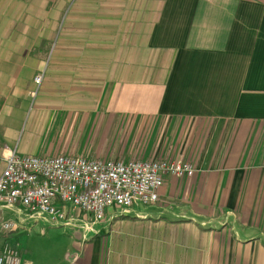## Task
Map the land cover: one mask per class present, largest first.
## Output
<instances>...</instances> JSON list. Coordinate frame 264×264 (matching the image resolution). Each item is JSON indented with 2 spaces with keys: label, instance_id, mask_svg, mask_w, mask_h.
Here are the masks:
<instances>
[{
  "label": "crops",
  "instance_id": "1",
  "mask_svg": "<svg viewBox=\"0 0 264 264\" xmlns=\"http://www.w3.org/2000/svg\"><path fill=\"white\" fill-rule=\"evenodd\" d=\"M60 36L45 63L6 57L0 31V155L62 136L71 156L195 169L153 205L107 209L79 263L264 264V0H78Z\"/></svg>",
  "mask_w": 264,
  "mask_h": 264
},
{
  "label": "built area",
  "instance_id": "2",
  "mask_svg": "<svg viewBox=\"0 0 264 264\" xmlns=\"http://www.w3.org/2000/svg\"><path fill=\"white\" fill-rule=\"evenodd\" d=\"M38 87L42 75L34 77ZM193 166L182 160H97L83 156L0 155V237L2 232L23 229V222L2 219L3 210L25 209L35 223L71 224L78 210L92 225L104 219L109 208L124 213L137 206L157 203L164 176L178 180L193 176ZM90 218V221H89ZM0 264H21L17 250L0 244Z\"/></svg>",
  "mask_w": 264,
  "mask_h": 264
},
{
  "label": "rangeland",
  "instance_id": "3",
  "mask_svg": "<svg viewBox=\"0 0 264 264\" xmlns=\"http://www.w3.org/2000/svg\"><path fill=\"white\" fill-rule=\"evenodd\" d=\"M77 1L0 0V31L6 37L7 44L5 56L8 58H36L45 63L54 58H60L59 38L61 37L64 14H68ZM32 106L33 104H31ZM77 143L80 145V139ZM63 144L64 139L61 136L53 147L44 149L47 152H42L37 156H68L73 150L77 151L79 148L74 143L71 148L69 145L64 147ZM23 210L22 218L27 221L23 232H19L20 235L15 240L8 242L10 247L17 250L20 260L23 259L31 264H80L78 255L83 259L91 252L94 254L93 246L96 244L94 238L99 239L101 236L92 234L88 237L87 243H84L83 235L86 231L84 227L86 225L91 227L90 224H87L88 220L77 217L76 219L82 221L76 223L75 226L71 224L53 226L43 220L35 223V219H32L25 209ZM11 211L3 210L2 218H8L6 219L8 221H19L16 219L17 216H12ZM115 216L117 217V215ZM119 219L120 217L116 220ZM122 220L127 221L129 218ZM17 231L13 232L17 234ZM107 238H103V250L107 249V245H105ZM1 243H3L2 239H0Z\"/></svg>",
  "mask_w": 264,
  "mask_h": 264
}]
</instances>
